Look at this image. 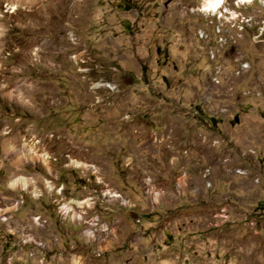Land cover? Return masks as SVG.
<instances>
[{"label":"rangeland","instance_id":"1","mask_svg":"<svg viewBox=\"0 0 264 264\" xmlns=\"http://www.w3.org/2000/svg\"><path fill=\"white\" fill-rule=\"evenodd\" d=\"M238 1L0 0V264H264V0Z\"/></svg>","mask_w":264,"mask_h":264},{"label":"bare ground","instance_id":"2","mask_svg":"<svg viewBox=\"0 0 264 264\" xmlns=\"http://www.w3.org/2000/svg\"><path fill=\"white\" fill-rule=\"evenodd\" d=\"M224 0H203L202 4H201V8L199 9L200 12H206V11H215L220 4L223 2ZM240 4H245L248 2H251V0H240L238 1ZM105 228H104V232H105ZM72 264H77L76 261L73 260Z\"/></svg>","mask_w":264,"mask_h":264},{"label":"crops","instance_id":"3","mask_svg":"<svg viewBox=\"0 0 264 264\" xmlns=\"http://www.w3.org/2000/svg\"><path fill=\"white\" fill-rule=\"evenodd\" d=\"M13 155H14V154L12 153L11 161H12V159H13ZM108 173H109V176H111V175H115L114 172H112V171H109ZM109 178H110V177H109ZM110 181H112V182H111V184H113L112 186H113L118 192H121V194H123V193H122V190H121L120 188H118V187H119V184H120V183H119L120 181L116 178V176H115V178L111 179Z\"/></svg>","mask_w":264,"mask_h":264}]
</instances>
